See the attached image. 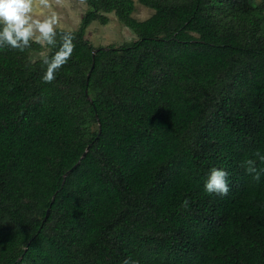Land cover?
Returning <instances> with one entry per match:
<instances>
[{"label": "trees", "instance_id": "1", "mask_svg": "<svg viewBox=\"0 0 264 264\" xmlns=\"http://www.w3.org/2000/svg\"><path fill=\"white\" fill-rule=\"evenodd\" d=\"M86 2L54 46H0V264H264V0ZM112 12L138 38L96 48Z\"/></svg>", "mask_w": 264, "mask_h": 264}, {"label": "clouds", "instance_id": "2", "mask_svg": "<svg viewBox=\"0 0 264 264\" xmlns=\"http://www.w3.org/2000/svg\"><path fill=\"white\" fill-rule=\"evenodd\" d=\"M60 4L61 0H55ZM51 0H0V46L8 45L23 51L30 46V42L52 45L56 44V26L59 16L51 11ZM36 9H48L47 14L35 15ZM72 33H63L59 50L51 57H45L43 64L46 71L42 77L43 82L51 83L55 79L56 71L62 67L71 57L75 45ZM259 156V153H256ZM264 161V156H260ZM246 172L255 174L254 179H259V172L254 167L253 160H247ZM228 173L223 169L212 168L204 183V189L209 194L227 196L230 188L228 185ZM185 205L187 201L184 202ZM122 264H137L126 258Z\"/></svg>", "mask_w": 264, "mask_h": 264}, {"label": "rangeland", "instance_id": "3", "mask_svg": "<svg viewBox=\"0 0 264 264\" xmlns=\"http://www.w3.org/2000/svg\"><path fill=\"white\" fill-rule=\"evenodd\" d=\"M51 3V11H55L59 16V23L56 28L69 30L78 28L89 9L86 0H61L60 4L55 3V0H51ZM135 4L136 8L133 16L138 20H145L154 13V9L140 3L139 0H135ZM49 11L48 9H36L35 15L42 16ZM107 16L109 17L107 24H102L99 20H96L87 28V38L94 47H105L111 44L119 46L138 38L135 32L121 22L113 12L108 13ZM46 52L47 50L36 56H41Z\"/></svg>", "mask_w": 264, "mask_h": 264}, {"label": "water", "instance_id": "4", "mask_svg": "<svg viewBox=\"0 0 264 264\" xmlns=\"http://www.w3.org/2000/svg\"><path fill=\"white\" fill-rule=\"evenodd\" d=\"M93 53L95 54V51H93ZM93 66H94V63H93ZM93 66H92V69H93ZM90 74H91V73L89 72V73H88V78H89ZM86 92H87V95H88V91H86ZM88 97L91 99L90 96H88ZM89 147H90V146L87 147V149H86V151L84 152L83 156L86 155V152L88 151ZM76 165H77V164H76ZM76 165H75L74 167H76ZM74 167H73V168H74ZM73 168H72V169H73ZM72 169L68 170V171L66 172V175H68ZM49 211H50V209L47 210V214L49 213Z\"/></svg>", "mask_w": 264, "mask_h": 264}]
</instances>
